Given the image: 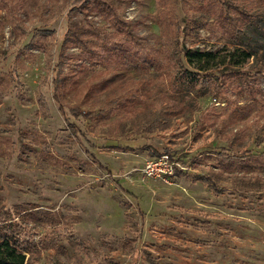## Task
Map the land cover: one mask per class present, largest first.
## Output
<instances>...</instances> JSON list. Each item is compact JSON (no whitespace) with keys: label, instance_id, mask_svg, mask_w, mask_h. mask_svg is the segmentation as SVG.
I'll return each mask as SVG.
<instances>
[{"label":"rangeland","instance_id":"obj_1","mask_svg":"<svg viewBox=\"0 0 264 264\" xmlns=\"http://www.w3.org/2000/svg\"><path fill=\"white\" fill-rule=\"evenodd\" d=\"M157 3L0 0V223L37 245L29 264H264V78L224 88L202 74L204 95L186 99L196 110L176 114L184 86L162 52L166 33L179 26L189 49L235 45L213 4ZM262 28L248 42L260 62ZM92 35H132L153 64L135 72L100 55L97 66ZM123 94L144 103L102 123L86 115ZM153 150L188 170L171 185L143 179Z\"/></svg>","mask_w":264,"mask_h":264},{"label":"trees","instance_id":"obj_2","mask_svg":"<svg viewBox=\"0 0 264 264\" xmlns=\"http://www.w3.org/2000/svg\"><path fill=\"white\" fill-rule=\"evenodd\" d=\"M164 1L166 0H158L159 3L157 4L161 6ZM169 1L176 6L180 3V0ZM205 2L214 5L211 7L213 9L212 15L215 16L217 22L223 24V26L225 25L228 38L235 46L233 49L225 48L215 51L200 48L189 49L184 43H181L179 26H176L169 34L166 33L162 52L170 61L176 62L177 70L174 79L177 78L184 86L182 88L183 96L177 102L178 111L176 110V114L178 115H186L189 111L196 110L186 99L194 96V94L198 96L204 95L207 89L198 87L202 74H205V77L210 78L213 82L228 79L227 83L221 82V86L224 88H238L241 86V81L245 78H264V61H254L258 52L248 43L252 41L250 32L258 33L264 27V0H204ZM160 8L163 10L164 7ZM112 15L115 16L114 14ZM114 20L117 25L122 24L115 17ZM163 28L162 31L164 32L165 29ZM93 36L97 37L95 41L85 40V53L90 58H94L97 66L101 62L99 59L100 55L107 56L117 62L113 67H128L135 72L144 71L147 69V65L153 64L150 57V54H152L151 49L146 44L138 42L132 35L119 40H116V36H107L104 38L105 40H116L108 42H103L100 36ZM93 48L101 50V54L95 53ZM145 85L146 83H140V86L143 87L140 89L141 94L147 91ZM88 95L89 93H86L85 98ZM123 95V97L119 95L117 99L109 101L108 104L102 107H92V110L86 115L89 118L96 116L97 122L102 123L109 118L112 109H126L129 106L137 108V106H141L144 103L142 97H146L145 94L142 97L133 95L135 99L129 98L123 101L122 99L127 96L126 94ZM55 100L60 104V99L57 95ZM85 104L92 105V102L85 99ZM62 108L61 106V110ZM173 112L175 111H172V114ZM145 119L143 126H145L144 130L148 132L154 131L163 120L161 111H156L152 118L145 117ZM152 154L153 157H158L163 153L153 150ZM200 179L209 187L217 188L211 182V179L204 176H201ZM23 231L24 229L19 223H0V264H29L30 257L37 250V245L32 243L31 239L22 233Z\"/></svg>","mask_w":264,"mask_h":264},{"label":"built area","instance_id":"obj_3","mask_svg":"<svg viewBox=\"0 0 264 264\" xmlns=\"http://www.w3.org/2000/svg\"><path fill=\"white\" fill-rule=\"evenodd\" d=\"M183 169L181 164L169 154L146 159L140 173L143 179L160 180L170 183L178 170Z\"/></svg>","mask_w":264,"mask_h":264},{"label":"crops","instance_id":"obj_4","mask_svg":"<svg viewBox=\"0 0 264 264\" xmlns=\"http://www.w3.org/2000/svg\"><path fill=\"white\" fill-rule=\"evenodd\" d=\"M146 160V159H145ZM145 160H144V162H145ZM144 164V163H143ZM143 164H142V166H141V168L139 169V170H137V174L138 175H140L141 177H142V175H141V173H140V170L142 169V167H143ZM181 164V163H180ZM181 166L183 167V169H180V170H178L177 171V173H181V172H183V173H185L186 172V170H188V167H186L184 164H181ZM176 173V174H177ZM143 178V177H142ZM147 180H152V179H147ZM153 181H160V180H153ZM160 182H162V183H165V182H163V181H160ZM204 182V181H203ZM165 184H172V181H170V183H165ZM204 185H205V182L203 183Z\"/></svg>","mask_w":264,"mask_h":264}]
</instances>
